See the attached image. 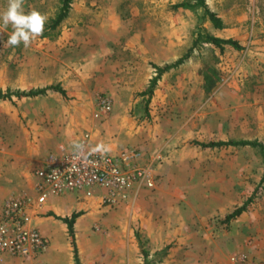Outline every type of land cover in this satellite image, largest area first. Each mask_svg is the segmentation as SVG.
<instances>
[{
  "label": "rangeland",
  "instance_id": "374dc122",
  "mask_svg": "<svg viewBox=\"0 0 264 264\" xmlns=\"http://www.w3.org/2000/svg\"><path fill=\"white\" fill-rule=\"evenodd\" d=\"M71 0L54 31L45 26L60 0H24L25 14L46 16L43 34L25 48L7 46L13 29L0 21V91L58 84L65 95L0 101V209L30 194L34 171L86 139L125 168L148 172L115 202L82 193L50 196L33 220L48 248L34 259L5 256L0 264H264V163L250 147L200 148L194 142L256 140L264 144V0ZM8 0H0V12ZM198 30L232 39L239 50L200 44ZM189 59L163 73L149 96L153 67ZM218 78L203 90L199 70ZM107 99L104 111L100 100ZM252 197L246 210L224 218ZM146 253V254H144Z\"/></svg>",
  "mask_w": 264,
  "mask_h": 264
},
{
  "label": "built area",
  "instance_id": "2783aa9c",
  "mask_svg": "<svg viewBox=\"0 0 264 264\" xmlns=\"http://www.w3.org/2000/svg\"><path fill=\"white\" fill-rule=\"evenodd\" d=\"M104 111L110 110L107 99L100 100ZM82 148L62 152L57 158L36 169L30 194L3 201L0 209V259L5 256L34 259L48 248L47 239L33 225V217L40 213L50 196L82 193L92 197L101 191V199L115 202L124 197L134 182L151 185L146 170L125 168L127 155L110 151H94L86 139Z\"/></svg>",
  "mask_w": 264,
  "mask_h": 264
},
{
  "label": "trees",
  "instance_id": "16d2710c",
  "mask_svg": "<svg viewBox=\"0 0 264 264\" xmlns=\"http://www.w3.org/2000/svg\"><path fill=\"white\" fill-rule=\"evenodd\" d=\"M71 0H60V6L55 14V16L50 19L49 23L45 26L47 31H54L58 28V26L62 23V21L67 17L68 12L70 10ZM176 8H182L184 10H194L196 8H200L203 10L204 17L212 24L214 28L219 29L222 25V21L217 15L213 12H210L205 5V0H193V3L183 1L175 6ZM46 36V35H42ZM210 44L219 50H222L225 46L232 47L234 49L239 50L241 47L238 43L230 38L228 39H220L213 35H209L202 30H198L196 33V37L192 42L191 50L195 49L200 44ZM191 51L188 50L183 56L178 58L175 62L165 65L163 67H153L155 69V75L149 80L147 89L141 93L142 96H149L156 85V82L160 78V76L169 71L170 69L176 68L182 63H184L190 57ZM199 74L203 79V90L208 93L215 86L218 78L216 73L209 67H205L200 69ZM48 91H53L60 93L61 95H65L64 89H62L58 84L49 85L41 88H32L29 90H15L5 92L0 91V101L10 100L12 97L17 99L21 98H33L44 96ZM195 145H198L200 148H225V147H234V148H242V147H250L253 149H257L259 154L262 157L264 163V144L257 142L256 140H228V141H210L207 143H199L194 142ZM264 183V171L261 178L260 184ZM252 201V197L247 199L241 206L235 208L232 212L227 214L224 218L225 222H230L231 220L238 217L242 212H244L248 206V204ZM79 216L78 213H72L69 217H57L63 224L66 226V232L69 238V243L72 247V259L74 264H80L77 250L75 247V239H74V231L73 225L76 218ZM146 254V253H144ZM146 264V263H145Z\"/></svg>",
  "mask_w": 264,
  "mask_h": 264
},
{
  "label": "clouds",
  "instance_id": "9594fccd",
  "mask_svg": "<svg viewBox=\"0 0 264 264\" xmlns=\"http://www.w3.org/2000/svg\"><path fill=\"white\" fill-rule=\"evenodd\" d=\"M24 0H8L6 10L0 12V21L4 27L9 24L12 26V33L7 41V46H19L23 42L27 48L31 41L43 34L44 23L46 16L42 15L37 10H31L25 14L22 8ZM77 148H82L81 145H76ZM103 145H98L94 151H107Z\"/></svg>",
  "mask_w": 264,
  "mask_h": 264
},
{
  "label": "crops",
  "instance_id": "0c3cea01",
  "mask_svg": "<svg viewBox=\"0 0 264 264\" xmlns=\"http://www.w3.org/2000/svg\"><path fill=\"white\" fill-rule=\"evenodd\" d=\"M89 145H90V143H89ZM90 146H91V145H90ZM91 147H93V146H91ZM17 196H19V195H17ZM12 197H15V196H12ZM8 198H11V197H8ZM8 198H6V199H8ZM6 199H5V200H6ZM33 225L37 228V230L40 231V229H41L40 223H38V222H36L35 220H33Z\"/></svg>",
  "mask_w": 264,
  "mask_h": 264
}]
</instances>
